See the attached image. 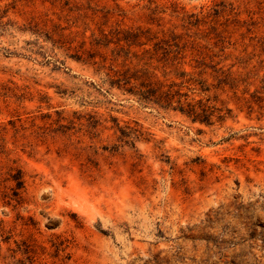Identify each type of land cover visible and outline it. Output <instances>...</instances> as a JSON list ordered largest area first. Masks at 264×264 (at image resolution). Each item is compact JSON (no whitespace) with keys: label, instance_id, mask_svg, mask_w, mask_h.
<instances>
[{"label":"rangeland","instance_id":"1","mask_svg":"<svg viewBox=\"0 0 264 264\" xmlns=\"http://www.w3.org/2000/svg\"><path fill=\"white\" fill-rule=\"evenodd\" d=\"M0 264H264V0H0Z\"/></svg>","mask_w":264,"mask_h":264},{"label":"trees","instance_id":"2","mask_svg":"<svg viewBox=\"0 0 264 264\" xmlns=\"http://www.w3.org/2000/svg\"><path fill=\"white\" fill-rule=\"evenodd\" d=\"M156 93H162L166 96L170 95L168 91L161 90L159 92H156V90H153L151 88L139 89L137 91L131 92L132 95L136 96L137 99L141 101H151L152 100V102H154L155 99H151V98H155ZM201 111L205 112V108H201ZM183 112L189 115H192L194 118H197L199 116V113L196 111L195 106L191 104H187V109L186 111H183Z\"/></svg>","mask_w":264,"mask_h":264}]
</instances>
